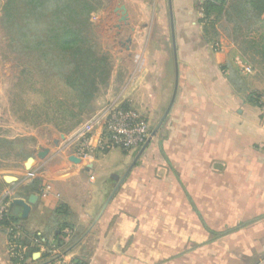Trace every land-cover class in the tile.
<instances>
[{
  "label": "crops",
  "instance_id": "1",
  "mask_svg": "<svg viewBox=\"0 0 264 264\" xmlns=\"http://www.w3.org/2000/svg\"><path fill=\"white\" fill-rule=\"evenodd\" d=\"M203 2L112 0L113 38L128 43L111 50L108 84L82 121L110 103L149 124L168 108L140 153L99 151L96 128L91 154L80 157L82 121L63 133L47 124L51 136L41 138V126L4 115L0 83V141L35 143L27 159L17 150L0 155V207L21 219L31 245L34 232L50 241L59 234L60 252L82 264H264V75L241 74L235 44L204 34ZM120 4L133 14L121 22L128 35L120 33ZM32 194L21 218L11 202ZM8 234L0 224V264L46 261L37 247L31 257L12 256Z\"/></svg>",
  "mask_w": 264,
  "mask_h": 264
},
{
  "label": "trees",
  "instance_id": "2",
  "mask_svg": "<svg viewBox=\"0 0 264 264\" xmlns=\"http://www.w3.org/2000/svg\"><path fill=\"white\" fill-rule=\"evenodd\" d=\"M101 3L102 0H4L0 27L16 57L14 100L27 122H47L68 131L90 112L94 96L107 86L110 57L93 36V18ZM202 9L206 36H218L215 25L223 21L239 54L247 55L251 61L245 58L253 66H264V0H204ZM252 96L259 94L254 91ZM34 182L38 185L37 179ZM18 222L22 221L11 210L0 218L4 226ZM58 235L53 236L60 246ZM17 243L28 246L27 256L37 251L27 236L19 237ZM75 262L82 264L77 259Z\"/></svg>",
  "mask_w": 264,
  "mask_h": 264
},
{
  "label": "built area",
  "instance_id": "3",
  "mask_svg": "<svg viewBox=\"0 0 264 264\" xmlns=\"http://www.w3.org/2000/svg\"><path fill=\"white\" fill-rule=\"evenodd\" d=\"M233 61L237 70L243 75H251L256 71L255 67L241 55L235 56ZM96 128H99L97 147L102 151L118 148L124 152H129L141 147L151 132L148 120L136 110L124 105L110 103L97 114L83 120L77 127L75 139H77V155L80 157H89L91 154L89 140ZM4 212L5 206H1L0 218ZM8 229L10 236L9 252L14 257L24 256L26 246L17 243V239L23 236L20 225L11 224ZM32 239H34L35 247L46 254V260H49L46 264H76L75 259L67 258L65 254L60 252L53 239L50 241L39 233Z\"/></svg>",
  "mask_w": 264,
  "mask_h": 264
},
{
  "label": "rangeland",
  "instance_id": "4",
  "mask_svg": "<svg viewBox=\"0 0 264 264\" xmlns=\"http://www.w3.org/2000/svg\"><path fill=\"white\" fill-rule=\"evenodd\" d=\"M3 2H4V0H3ZM111 3H112V0H102L101 7L99 8L98 13L93 18V36H94V39L96 40V42L99 44V48L102 51L108 53L109 57H111L110 58V64H111V68H112V66L114 65V60H113L112 55L110 54L111 50L115 49L117 51L118 49H120L122 51L126 47V44L128 42L117 41L116 39L113 38L117 34V29L114 26V22L116 23L117 21L113 19L114 15L112 14V11H113V5L114 4H111ZM151 5H148V10H150L149 6H151ZM2 6H3V3L1 5L0 15H1V11H2ZM163 6H165V4H163ZM153 8L154 7L151 6V10L149 13L150 17L155 16ZM118 12H119V16H120V10H118ZM126 17H127V21H128L129 18L130 19L133 18V14H127ZM122 21L123 20L119 21V26H120V28L122 27L120 30V33H124V35H128L130 33V28H128V26L123 28V25L121 24ZM124 22H126V20ZM124 22H122V23H124ZM226 27H228V26L223 21L218 20L216 25H215V32L219 36H221L225 39H228L229 41H232L229 38L230 36L228 34V31L226 30ZM103 38H107V40L104 41ZM108 38H110V40ZM5 41L6 40H5L3 30L0 27V83L2 84V88H3L4 115L8 113L13 119H15L16 121H18L20 123H24V124L26 123V125H33L34 127L41 126L38 130V135L41 138H46V137L48 138L51 136V133H52L51 130H53L52 127L49 129L47 128V124H50V123L39 122V123L33 124V123L27 122L26 120H24L26 118L25 113H23L20 110L17 102L14 100L15 98H17L15 92L17 90L16 89L17 88L16 82L18 81V78H17L18 69L16 68V57L13 56V54L10 52V48L6 44ZM235 46L237 47L236 44H235ZM238 55H241V54H238ZM241 56H243V55H241ZM243 57H246L248 60H250L247 55H244ZM253 64H254V67L256 69L255 72L262 77V75H263L262 72H264V68H263L264 66L261 64H255V63H253ZM103 89L104 88H102L100 90H103ZM119 105H121V104H119ZM132 109H134V108H132ZM6 119H7L6 116H4V121H6ZM156 122H157V120L152 121V123L150 124L151 128L156 124ZM56 130H58V129H56ZM58 131H60V130H58ZM62 133H63V131H62ZM74 143H75V141H74ZM34 146H35V143L31 138H18V139H15L13 141L3 139L2 141H0V150H1L0 155L3 158L7 155H10L11 151H13L12 153L14 154L15 153L14 150H17L18 155L22 159H25L26 156H28L30 153H32ZM99 151H102V150H99ZM18 223H21V222H18ZM8 241L10 242L9 234H8Z\"/></svg>",
  "mask_w": 264,
  "mask_h": 264
},
{
  "label": "water",
  "instance_id": "5",
  "mask_svg": "<svg viewBox=\"0 0 264 264\" xmlns=\"http://www.w3.org/2000/svg\"><path fill=\"white\" fill-rule=\"evenodd\" d=\"M118 10H120V20H123L125 17H126V10H125V7L123 5H120L118 8ZM170 105V104H169ZM167 111H168V108L167 110L164 112L163 116L158 120V122L155 124V126L151 129V132H150V136L148 137V139L146 140V142L141 146V150L139 151V153L144 149V147L149 143V141L151 140V138L153 137V135L155 134V132L157 131V129L160 127L161 125V122L163 121L165 115L167 114ZM38 155L40 157H43L45 155V152L44 151H41L38 153ZM139 154L137 153V155L133 158L131 164L129 167H131V165H133L136 161V159L138 158ZM75 161L78 160V158H74ZM35 200V196L32 194L30 195V197L28 198V202H25L23 199H19V198H16L14 200H12L11 202V206H19L21 207V214H20V217L21 218H26L27 215H28V212L30 210V206H29V202H34Z\"/></svg>",
  "mask_w": 264,
  "mask_h": 264
}]
</instances>
